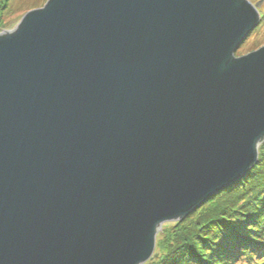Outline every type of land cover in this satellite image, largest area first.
Returning <instances> with one entry per match:
<instances>
[{
    "label": "water",
    "instance_id": "obj_1",
    "mask_svg": "<svg viewBox=\"0 0 264 264\" xmlns=\"http://www.w3.org/2000/svg\"><path fill=\"white\" fill-rule=\"evenodd\" d=\"M247 0H48L0 33V264H144L264 141Z\"/></svg>",
    "mask_w": 264,
    "mask_h": 264
},
{
    "label": "trees",
    "instance_id": "obj_2",
    "mask_svg": "<svg viewBox=\"0 0 264 264\" xmlns=\"http://www.w3.org/2000/svg\"><path fill=\"white\" fill-rule=\"evenodd\" d=\"M257 155L245 176L163 229L148 264H264V144Z\"/></svg>",
    "mask_w": 264,
    "mask_h": 264
},
{
    "label": "rangeland",
    "instance_id": "obj_3",
    "mask_svg": "<svg viewBox=\"0 0 264 264\" xmlns=\"http://www.w3.org/2000/svg\"><path fill=\"white\" fill-rule=\"evenodd\" d=\"M47 1L48 0H7L5 1V5H3L2 4L3 0H0V33L14 29L16 25L19 23V21L21 20V18L27 12L42 8ZM247 1H249L252 5H254L255 2L259 0H247ZM258 11L260 14V21L258 25L241 42V44L239 45L238 49L236 50L234 54L235 57L248 54L252 51L257 50L258 48L264 45V1L261 3ZM263 144H264V141L259 145V147ZM257 153H258V149H257ZM257 158H258V155H257ZM177 222L179 221L163 223L161 225V229L158 232L157 236L160 234V232L163 229L167 227L170 228L172 225L176 224ZM157 236L155 240V249L153 252L154 253L153 255H155V257L157 254V251H156V248H157L156 243L158 240ZM155 257H153L152 259H154ZM152 259L148 260L144 264H148L149 262L152 261Z\"/></svg>",
    "mask_w": 264,
    "mask_h": 264
}]
</instances>
